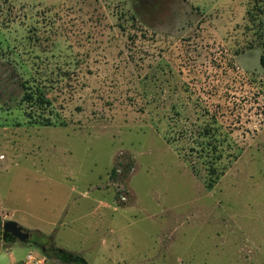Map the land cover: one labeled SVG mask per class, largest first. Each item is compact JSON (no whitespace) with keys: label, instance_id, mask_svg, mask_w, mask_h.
Segmentation results:
<instances>
[{"label":"rangeland","instance_id":"374dc122","mask_svg":"<svg viewBox=\"0 0 264 264\" xmlns=\"http://www.w3.org/2000/svg\"><path fill=\"white\" fill-rule=\"evenodd\" d=\"M262 57L264 0H0V264H264Z\"/></svg>","mask_w":264,"mask_h":264},{"label":"trees","instance_id":"16d2710c","mask_svg":"<svg viewBox=\"0 0 264 264\" xmlns=\"http://www.w3.org/2000/svg\"><path fill=\"white\" fill-rule=\"evenodd\" d=\"M261 63L263 64L264 63V58L262 57L261 58ZM31 95L28 94V98L30 97ZM115 172V169L112 168V173ZM0 223H1V215H0ZM6 235V241H13L15 240L14 237H12L11 235H9V233L5 232L4 233ZM45 254L47 255V253L45 252ZM56 257L62 261L63 263H67V264H89L87 262V260L85 258H83L80 254H77V253H71V252H67L63 249L61 250H58L57 254H56Z\"/></svg>","mask_w":264,"mask_h":264},{"label":"water","instance_id":"95a60500","mask_svg":"<svg viewBox=\"0 0 264 264\" xmlns=\"http://www.w3.org/2000/svg\"><path fill=\"white\" fill-rule=\"evenodd\" d=\"M3 230L5 232H8L11 236L15 237L20 242H28L30 239V233L23 230V227L19 225L15 220L4 221Z\"/></svg>","mask_w":264,"mask_h":264},{"label":"flooded vegetation","instance_id":"af4514ba","mask_svg":"<svg viewBox=\"0 0 264 264\" xmlns=\"http://www.w3.org/2000/svg\"><path fill=\"white\" fill-rule=\"evenodd\" d=\"M23 230H25V229H23ZM25 231H26V230H25ZM29 233H30V232H29ZM29 241H31V233H30V239H29ZM33 243H36V244H37L36 241H33ZM41 248L44 250L43 246H41Z\"/></svg>","mask_w":264,"mask_h":264},{"label":"crops","instance_id":"0c3cea01","mask_svg":"<svg viewBox=\"0 0 264 264\" xmlns=\"http://www.w3.org/2000/svg\"><path fill=\"white\" fill-rule=\"evenodd\" d=\"M15 240H13V241H10V242H14ZM252 258H253V256H252ZM28 259H30V258H28ZM31 260V259H30ZM252 261V259H250V262ZM249 264V263H248Z\"/></svg>","mask_w":264,"mask_h":264},{"label":"built area","instance_id":"2783aa9c","mask_svg":"<svg viewBox=\"0 0 264 264\" xmlns=\"http://www.w3.org/2000/svg\"><path fill=\"white\" fill-rule=\"evenodd\" d=\"M28 258H32V256L31 255H28Z\"/></svg>","mask_w":264,"mask_h":264}]
</instances>
